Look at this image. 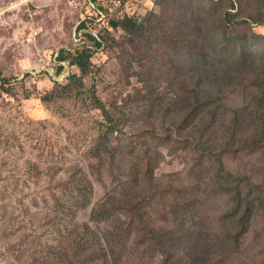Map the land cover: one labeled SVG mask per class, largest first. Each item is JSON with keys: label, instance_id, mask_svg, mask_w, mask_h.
Wrapping results in <instances>:
<instances>
[{"label": "rangeland", "instance_id": "obj_1", "mask_svg": "<svg viewBox=\"0 0 264 264\" xmlns=\"http://www.w3.org/2000/svg\"><path fill=\"white\" fill-rule=\"evenodd\" d=\"M86 10L69 0H0V73L11 80L0 85V264L120 263L113 241H97L107 228L92 214L146 145L163 154L157 187L146 192L152 229L173 226L175 208L184 220L173 264H263L262 212L239 250L226 241L229 181L217 160L264 194V0H140L128 11L144 22L141 37ZM84 20H96L104 40L85 85H70L81 72L65 63L60 74L57 59L84 44ZM195 85L204 104L185 100ZM165 115L178 123L171 136ZM99 144L111 168L97 158ZM86 227L88 239H79ZM143 242L130 241L127 253L161 264L154 241Z\"/></svg>", "mask_w": 264, "mask_h": 264}, {"label": "trees", "instance_id": "obj_2", "mask_svg": "<svg viewBox=\"0 0 264 264\" xmlns=\"http://www.w3.org/2000/svg\"><path fill=\"white\" fill-rule=\"evenodd\" d=\"M96 8H90L87 11L88 15H94V17H101L104 20H108V26L114 30H121L130 37H141L145 27L144 22L138 18L135 12L128 11V6L138 4L140 0H95ZM235 7V5H234ZM93 12V14H92ZM96 20H84L79 27V32H84V44L81 47L75 49H62L59 53L58 62L60 64L59 73H63L65 70V63L76 67L80 72L72 73L69 75L70 85L84 86L86 78L93 72L94 69V56L98 53V50L102 46V40H104L103 34H94L92 29ZM264 25V21L261 22ZM94 42V46H90L89 43ZM202 76L205 77L204 61L198 59L196 61V67ZM10 79L4 78L0 73V85L4 87L10 83ZM196 89L190 88L195 93L190 98H185L189 103L195 101L199 104H204L206 101H202L199 97L197 85ZM94 99L97 101L99 108L103 111V114L109 123V133H116L117 128L114 125L113 117L110 112L105 109V105L98 99L96 94ZM171 107L177 109L176 104L169 103ZM169 111V110H168ZM167 111V113H168ZM188 115L185 114L184 117ZM165 125H168L167 135L171 136L175 127L178 125L175 119L168 120L165 115ZM186 121V120H185ZM182 136V135H181ZM188 141H196L195 136H189ZM200 149V148H199ZM97 158L100 159L101 165L107 164L111 168L109 162L106 160V153L109 152V147L105 144H99L97 148ZM207 153L206 150H203ZM163 161V154L160 151L153 150L149 145L144 147V154L141 158L135 161L134 168L131 172L126 173V179L120 181L116 191L109 192L107 196L97 204L93 210L94 221H101L105 224L107 230L103 231L98 237L97 241H113L114 247H111L110 251L113 256L119 258L122 264L123 258L126 260H138V264H144L142 260L134 256V253H127L128 243L130 241H140L139 246H144L143 241H154L155 252L159 253L163 257L161 264H173L174 260V248L178 244L179 233L183 229L182 220L179 217L178 211L172 209V217L175 220L173 226L166 225L164 228L152 229L150 221L148 220V213H154V206L152 203H146V192L149 189H155L157 187L155 183L154 170ZM116 162V155H112L111 165L114 167ZM217 164L219 167V173L224 175V179L227 176L228 183H226L225 191L229 195L230 200L229 219L233 220V229L226 238V241H230V244L234 246V249L239 250L242 246V241L252 228V222L255 214V210H258L264 214V194L250 192L249 183L245 184L243 179H235L233 174L227 173L223 168V161L221 157L218 158ZM229 178L233 179L230 180ZM120 189H124L127 192L126 200L117 199L116 194L120 192ZM111 200V201H110ZM110 202V207H109ZM90 205V198L86 201V206ZM79 232V239H88L90 234V228L86 227V230ZM69 236L73 238L72 233ZM94 240V238H93ZM96 241V240H94ZM109 244V242H107ZM117 246V249H116ZM103 253L108 255V251L104 249ZM114 253H116L114 255ZM127 254V255H126ZM264 254V251L261 252ZM217 257L222 258L220 253H217ZM116 263V264H120ZM264 264V262H263Z\"/></svg>", "mask_w": 264, "mask_h": 264}, {"label": "built area", "instance_id": "obj_3", "mask_svg": "<svg viewBox=\"0 0 264 264\" xmlns=\"http://www.w3.org/2000/svg\"><path fill=\"white\" fill-rule=\"evenodd\" d=\"M71 5L76 8H82L83 6H89L90 8H96V1L95 0H69Z\"/></svg>", "mask_w": 264, "mask_h": 264}]
</instances>
